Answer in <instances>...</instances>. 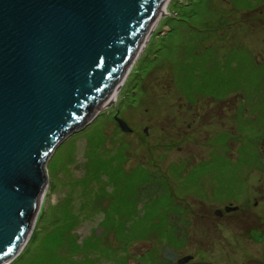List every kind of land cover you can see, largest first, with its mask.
Listing matches in <instances>:
<instances>
[{"label":"rangeland","instance_id":"obj_1","mask_svg":"<svg viewBox=\"0 0 264 264\" xmlns=\"http://www.w3.org/2000/svg\"><path fill=\"white\" fill-rule=\"evenodd\" d=\"M186 1H170L168 14L135 61L116 103L102 110L89 130L75 133L57 149L35 233L9 264H162L163 246L178 250L177 197L180 181L185 187L188 181L179 178V167L172 163L178 161L182 143L172 135L177 131L171 125L178 118L177 106L170 113L168 103L193 87L197 92L191 96L221 97L233 90L231 97L237 98L240 90L259 97L250 80L245 84L242 72L214 68L192 74L191 68L184 73L173 68L171 60L190 33L183 25ZM218 1L197 0L195 22L222 26L215 10ZM230 1L242 5V0ZM118 109L132 133L122 131L115 121ZM243 124L252 123L247 120L237 127ZM229 136L220 133L211 141L226 145ZM257 136L247 128L240 146H254ZM141 241L154 247L141 255L130 253Z\"/></svg>","mask_w":264,"mask_h":264},{"label":"water","instance_id":"obj_2","mask_svg":"<svg viewBox=\"0 0 264 264\" xmlns=\"http://www.w3.org/2000/svg\"><path fill=\"white\" fill-rule=\"evenodd\" d=\"M167 1L0 0V264L33 234L52 156L104 110ZM163 257L191 258L169 246Z\"/></svg>","mask_w":264,"mask_h":264},{"label":"flooded vegetation","instance_id":"obj_3","mask_svg":"<svg viewBox=\"0 0 264 264\" xmlns=\"http://www.w3.org/2000/svg\"><path fill=\"white\" fill-rule=\"evenodd\" d=\"M185 7L183 25L190 33L171 60L173 68L242 72L259 97L240 90L237 98L231 97L233 90L221 97L191 96L197 92L193 87L168 103L167 112L177 106L172 135L182 143L172 163L188 181V187L180 181L177 197V251L180 258L192 257L182 264H264V0H242L241 7L218 1L222 26L195 22L197 0H187ZM247 120L252 124L237 127ZM247 128L258 136L244 149ZM220 133H229L230 142L214 144L211 139ZM186 144L193 148L186 150Z\"/></svg>","mask_w":264,"mask_h":264},{"label":"bare ground","instance_id":"obj_4","mask_svg":"<svg viewBox=\"0 0 264 264\" xmlns=\"http://www.w3.org/2000/svg\"><path fill=\"white\" fill-rule=\"evenodd\" d=\"M169 1L170 0L167 1L166 5L164 6L162 12L160 13L159 17L157 18L156 22L154 23L153 27L151 28L149 34L147 35L146 39L144 40L143 44L141 45V47L138 50L137 54L135 55V58L134 59H136L137 57L140 56V54L145 49V47H146V45H147V43H148V41H149L152 33L155 31L156 27L159 25L160 20L168 14L169 11H168L167 6H168ZM134 59H133L132 63L134 62ZM130 71L131 70H129V73H130ZM127 73L125 74V76L123 77V79L117 84V86L115 87V89H114L113 93L111 94L110 98H108V100L105 102L103 109L109 107L110 105L112 106L113 104L116 103V101L119 98L118 97V94L120 93L121 88L124 85V83L126 82L127 77L129 75V73L128 74ZM46 191H47V189H46ZM46 191L44 192V195H43V201L44 202H45V198H46V195H47ZM44 202H43V204H44Z\"/></svg>","mask_w":264,"mask_h":264},{"label":"trees","instance_id":"obj_5","mask_svg":"<svg viewBox=\"0 0 264 264\" xmlns=\"http://www.w3.org/2000/svg\"><path fill=\"white\" fill-rule=\"evenodd\" d=\"M90 127H88L85 131L89 130ZM126 153V152H125ZM126 155V154H125ZM35 233V232H34ZM130 254V253H129ZM127 262L129 263V260L127 259Z\"/></svg>","mask_w":264,"mask_h":264}]
</instances>
